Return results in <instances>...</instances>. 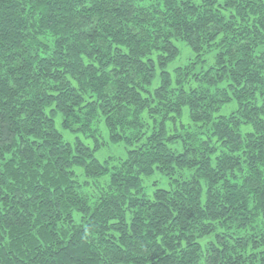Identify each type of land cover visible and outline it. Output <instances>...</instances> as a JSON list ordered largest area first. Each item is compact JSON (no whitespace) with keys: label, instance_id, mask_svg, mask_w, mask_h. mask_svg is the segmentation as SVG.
I'll use <instances>...</instances> for the list:
<instances>
[{"label":"trees","instance_id":"1","mask_svg":"<svg viewBox=\"0 0 264 264\" xmlns=\"http://www.w3.org/2000/svg\"><path fill=\"white\" fill-rule=\"evenodd\" d=\"M0 264H264V0H0Z\"/></svg>","mask_w":264,"mask_h":264},{"label":"rangeland","instance_id":"2","mask_svg":"<svg viewBox=\"0 0 264 264\" xmlns=\"http://www.w3.org/2000/svg\"><path fill=\"white\" fill-rule=\"evenodd\" d=\"M180 46H182L183 48V56L181 58V60H178L177 62H175V65H179L180 63H183L185 62V59L188 57V49L184 46V44H181ZM59 127L64 130L62 127H61V122L59 121ZM65 131V130H64ZM68 134V133H67ZM70 137H72L70 135ZM110 155H114V156H120V155H125V151L123 149V146H119V145H113V144H110V145H106L102 150H100L98 152V156L104 160L107 156H110ZM157 175V174H156Z\"/></svg>","mask_w":264,"mask_h":264}]
</instances>
